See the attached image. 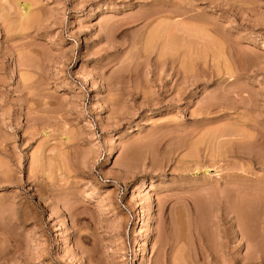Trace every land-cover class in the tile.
Wrapping results in <instances>:
<instances>
[{
	"label": "rangeland",
	"instance_id": "374dc122",
	"mask_svg": "<svg viewBox=\"0 0 264 264\" xmlns=\"http://www.w3.org/2000/svg\"><path fill=\"white\" fill-rule=\"evenodd\" d=\"M182 262L264 264V0H0V264Z\"/></svg>",
	"mask_w": 264,
	"mask_h": 264
},
{
	"label": "bare ground",
	"instance_id": "6f19581e",
	"mask_svg": "<svg viewBox=\"0 0 264 264\" xmlns=\"http://www.w3.org/2000/svg\"><path fill=\"white\" fill-rule=\"evenodd\" d=\"M158 12V11H157ZM156 13V12H155ZM151 14V13H150ZM145 19V18H144ZM138 20V19H137ZM154 20V19H153ZM19 24V23H18ZM15 25V24H14ZM21 27V26H20ZM222 191V190H221ZM207 192V191H206ZM215 192V191H214ZM213 192V193H214ZM205 193V192H204ZM206 195V194H205ZM212 195V194H211ZM196 198H192L193 199V203L191 202V201H189V203L194 207V206H197L198 207V209H201L202 207H203V202H204V198H203V196H201V195H196L195 196ZM239 197H241V196H239ZM179 205V204H178ZM196 229V228H195ZM198 230V229H197ZM195 232H196V230H195ZM194 233V232H193ZM197 233V232H196ZM201 233H198V234H194L195 235V237L197 238V240L198 241H201V235H200ZM63 236V235H62ZM62 238V237H61ZM166 240H167V238H166ZM173 240V239H172ZM177 241V240H176ZM178 242H180V241H177V243ZM175 243V242H174ZM167 244V243H166ZM169 244V243H168ZM166 247H167V245H166ZM173 247V244H171V248ZM61 248V247H60ZM174 248V247H173ZM173 250V249H172ZM185 251V250H184ZM183 252V251H182ZM188 252V251H187ZM186 252V253H187ZM201 252H203L202 250H200V253ZM192 254V253H191ZM184 255V254H183ZM186 256H187V254H186ZM183 257V256H182ZM187 257H190V256H187ZM191 258V257H190ZM184 259H185V257H184ZM187 259V258H186ZM188 260V259H187ZM186 260V261H187ZM176 261V260H175ZM174 262V261H173ZM188 262V261H187ZM164 263V262H163ZM168 263H169V261H168ZM172 264V263H171ZM180 264V263H179ZM182 264H185V263H183L182 262Z\"/></svg>",
	"mask_w": 264,
	"mask_h": 264
}]
</instances>
